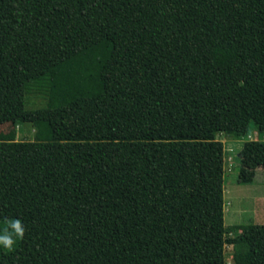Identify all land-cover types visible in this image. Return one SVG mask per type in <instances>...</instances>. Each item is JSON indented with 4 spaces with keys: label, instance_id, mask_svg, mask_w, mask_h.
Segmentation results:
<instances>
[{
    "label": "trees",
    "instance_id": "1",
    "mask_svg": "<svg viewBox=\"0 0 264 264\" xmlns=\"http://www.w3.org/2000/svg\"><path fill=\"white\" fill-rule=\"evenodd\" d=\"M10 121L34 137L0 140V231L26 227L0 264H264V224H224L218 139L264 134V0H0Z\"/></svg>",
    "mask_w": 264,
    "mask_h": 264
},
{
    "label": "rangeland",
    "instance_id": "2",
    "mask_svg": "<svg viewBox=\"0 0 264 264\" xmlns=\"http://www.w3.org/2000/svg\"><path fill=\"white\" fill-rule=\"evenodd\" d=\"M44 103L40 95L27 96V106L35 107ZM34 128L31 124L22 121H10L0 124V140H32ZM218 139L224 149V224L256 223L264 224V168L249 163L239 157V151L244 140L261 139L252 131L245 138L235 139L226 134H219ZM241 168L254 170L252 183H237V175ZM234 235L235 233H231ZM232 248L225 245V264H236L232 258Z\"/></svg>",
    "mask_w": 264,
    "mask_h": 264
},
{
    "label": "clouds",
    "instance_id": "3",
    "mask_svg": "<svg viewBox=\"0 0 264 264\" xmlns=\"http://www.w3.org/2000/svg\"><path fill=\"white\" fill-rule=\"evenodd\" d=\"M5 226L0 231V247L6 252H13L17 238L23 240L26 227L20 218H4Z\"/></svg>",
    "mask_w": 264,
    "mask_h": 264
}]
</instances>
